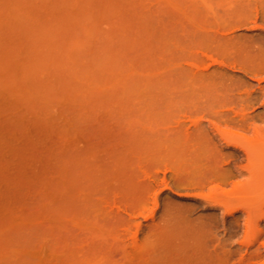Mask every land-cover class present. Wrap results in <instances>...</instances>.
Listing matches in <instances>:
<instances>
[{"label": "rangeland", "instance_id": "rangeland-1", "mask_svg": "<svg viewBox=\"0 0 264 264\" xmlns=\"http://www.w3.org/2000/svg\"><path fill=\"white\" fill-rule=\"evenodd\" d=\"M0 264H264V0H0Z\"/></svg>", "mask_w": 264, "mask_h": 264}, {"label": "bare ground", "instance_id": "bare-ground-1", "mask_svg": "<svg viewBox=\"0 0 264 264\" xmlns=\"http://www.w3.org/2000/svg\"><path fill=\"white\" fill-rule=\"evenodd\" d=\"M256 253H257V254H256V257L260 258V257L262 256V254H261V248H260V247H258V250H257ZM243 259H244V258H243Z\"/></svg>", "mask_w": 264, "mask_h": 264}]
</instances>
